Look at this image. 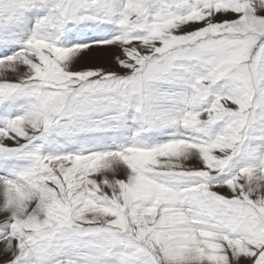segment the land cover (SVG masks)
I'll list each match as a JSON object with an SVG mask.
<instances>
[{
  "label": "snow or ice",
  "instance_id": "snow-or-ice-1",
  "mask_svg": "<svg viewBox=\"0 0 264 264\" xmlns=\"http://www.w3.org/2000/svg\"><path fill=\"white\" fill-rule=\"evenodd\" d=\"M0 264H264V0H0Z\"/></svg>",
  "mask_w": 264,
  "mask_h": 264
}]
</instances>
